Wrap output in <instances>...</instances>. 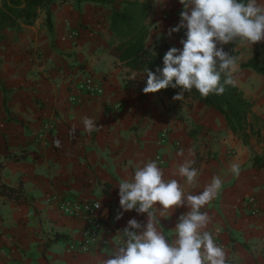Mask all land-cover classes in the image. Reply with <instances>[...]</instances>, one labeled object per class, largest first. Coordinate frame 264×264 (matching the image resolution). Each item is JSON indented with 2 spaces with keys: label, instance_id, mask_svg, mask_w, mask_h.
Instances as JSON below:
<instances>
[{
  "label": "crops",
  "instance_id": "0c3cea01",
  "mask_svg": "<svg viewBox=\"0 0 264 264\" xmlns=\"http://www.w3.org/2000/svg\"><path fill=\"white\" fill-rule=\"evenodd\" d=\"M126 1L150 4L146 48L157 41L182 49L186 37L180 31L168 35L180 22L179 0L56 2L50 5V29L37 17L31 26L0 34V161L20 158L6 161L0 181L24 189L21 203L0 196V264H102L114 254L130 219L147 221V214L135 210L116 219L122 212L118 185L153 160L165 181L176 179L185 194L182 206L163 216L157 212L170 242L179 217L191 210L187 195L200 194L219 176L221 189L201 209L211 217L202 231L223 247L225 264H264V166L252 165L254 156L264 157V135L244 143L218 112L186 94L181 100L145 94L146 70L129 69L109 49L116 40L109 15ZM217 46L227 53L231 47L238 64L234 84L264 119V76L242 67L254 56L264 59V41ZM84 74L102 83L101 96L78 92ZM85 118L94 130L85 129ZM188 160L198 170L192 184L178 172ZM234 163L239 175L230 170ZM65 199L100 202L114 230L105 235L106 246L83 254L67 251L68 241L83 238L84 222L61 212ZM249 199L260 207L258 215H251Z\"/></svg>",
  "mask_w": 264,
  "mask_h": 264
},
{
  "label": "clouds",
  "instance_id": "9594fccd",
  "mask_svg": "<svg viewBox=\"0 0 264 264\" xmlns=\"http://www.w3.org/2000/svg\"><path fill=\"white\" fill-rule=\"evenodd\" d=\"M179 3L183 6L180 22L169 29L168 35L186 29V39L180 41L182 49H168L163 57V68L158 70L160 75L146 70V87L142 91L147 94L179 87L181 91L174 100L183 99V93L193 88L203 97L213 93L222 95L225 85L234 84L233 73L238 64L236 57L217 45L237 39L250 46L264 41V4L259 0H179ZM84 126L87 131L96 127L89 118L84 119ZM194 163L185 161L178 169L188 184L198 177ZM230 170L239 175V164H232ZM222 184L221 177L215 176L203 192L187 195L191 210L179 217L170 242L160 231L157 212L163 216L182 206L185 194L176 179L165 181L163 169L156 161L144 163L131 180L119 183L122 212L116 219H120L123 212L135 210L138 214H147V221L142 224L135 218L130 219L114 254L103 259L102 264H225L223 247L215 243L210 232L202 231L211 217L201 211L214 199ZM95 207L99 208L100 204Z\"/></svg>",
  "mask_w": 264,
  "mask_h": 264
},
{
  "label": "trees",
  "instance_id": "16d2710c",
  "mask_svg": "<svg viewBox=\"0 0 264 264\" xmlns=\"http://www.w3.org/2000/svg\"><path fill=\"white\" fill-rule=\"evenodd\" d=\"M69 1L101 4L113 2V0H0V34L7 29H19L21 26L33 25L40 12H44L46 25L50 29V5L56 2L65 3ZM150 12L149 3L138 1H126L121 10H112L109 15V27L116 40L110 43L109 49L110 53L129 69L137 71L148 69V71L160 75L158 70L163 68V57L169 46L154 41L151 49L145 47V40L148 35L146 20ZM228 54L233 56L231 47ZM242 67L251 68L264 76L263 58L254 56L242 64ZM224 78L222 73L221 83H223ZM180 91L179 87H169L159 90L156 94L163 97H174ZM183 94L218 112L223 117L226 127L234 135L239 136L244 143H247L250 137L260 139L264 135V119L253 112V103L244 98L242 91L235 84L225 85V91L222 95L213 93L208 97H203L195 88ZM8 159L18 160L20 158L11 156ZM7 160L5 158L0 161V175ZM252 165L254 167L264 166V157L254 156ZM23 193L24 189L21 183L17 187H10L0 181V196L21 203L24 201Z\"/></svg>",
  "mask_w": 264,
  "mask_h": 264
},
{
  "label": "built area",
  "instance_id": "2783aa9c",
  "mask_svg": "<svg viewBox=\"0 0 264 264\" xmlns=\"http://www.w3.org/2000/svg\"><path fill=\"white\" fill-rule=\"evenodd\" d=\"M182 37L185 36V30H180ZM71 35L76 36L73 32ZM79 93L86 95L89 98H96L103 94V85L99 80L93 76L84 74L80 81L76 84ZM123 104H118L117 108H121ZM167 139V134L162 132L160 134V142L164 143ZM161 165L164 161L160 157L156 158ZM100 204L98 201H78L75 199L61 200L59 208L63 214L74 219H79L84 222L83 238L81 240H70L66 245L69 253H87L98 246H106L108 239L105 237L109 232L114 231L105 220L102 206L99 208L95 206ZM247 206L251 211V215H258L261 211L260 207L255 204L253 200H248ZM16 264V263H13Z\"/></svg>",
  "mask_w": 264,
  "mask_h": 264
},
{
  "label": "rangeland",
  "instance_id": "374dc122",
  "mask_svg": "<svg viewBox=\"0 0 264 264\" xmlns=\"http://www.w3.org/2000/svg\"><path fill=\"white\" fill-rule=\"evenodd\" d=\"M40 17H42L43 20H44V18H45V14H42V12H40L39 15H38V18H40ZM20 28H21V27H20Z\"/></svg>",
  "mask_w": 264,
  "mask_h": 264
}]
</instances>
